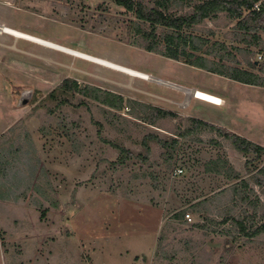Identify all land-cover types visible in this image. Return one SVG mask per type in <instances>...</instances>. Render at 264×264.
Instances as JSON below:
<instances>
[{"label":"rangeland","instance_id":"rangeland-1","mask_svg":"<svg viewBox=\"0 0 264 264\" xmlns=\"http://www.w3.org/2000/svg\"><path fill=\"white\" fill-rule=\"evenodd\" d=\"M179 1L175 15L201 0ZM135 20L115 0H0V26L151 76L0 29V146L16 157L0 158V264H264V232L245 235L230 219L264 222V190L253 178L264 182V151L242 153L223 134L264 148V20L244 31L214 11L180 30L197 49L187 46L179 59L164 55V41L145 50ZM244 69L257 84L227 75ZM65 78L78 89L50 99ZM193 88L222 104L185 91ZM108 92L120 106L103 101ZM19 146L28 155L16 156ZM13 171L26 180L4 193L14 180L1 172ZM240 179L244 194L234 198Z\"/></svg>","mask_w":264,"mask_h":264},{"label":"trees","instance_id":"trees-1","mask_svg":"<svg viewBox=\"0 0 264 264\" xmlns=\"http://www.w3.org/2000/svg\"><path fill=\"white\" fill-rule=\"evenodd\" d=\"M173 0H149L148 2L142 0H115V2L125 8L126 11L132 12L134 17L136 18L134 22V26L137 27V32L141 34L143 38L142 47L147 51H157L158 46L161 41L165 42V50L164 55L169 56L174 59H179L180 56L186 54V47L189 46L192 49H197L195 45L194 36L184 35L181 38L180 30L184 26H190L198 23L205 17H208L214 11H226L230 17L236 19L237 22L235 26L244 30H257L262 28L261 21L264 20V4L257 10L253 8L255 1L258 0H201L199 3H196L193 6V12L184 15H175L169 11L171 9V4ZM176 2H180L179 0H175ZM141 23V24H140ZM148 24L149 29H145L143 24ZM161 27L163 29L161 37H158L155 33L156 29ZM163 32H165L163 34ZM167 32V33H166ZM173 36L175 39H173ZM162 38V39H161ZM246 63L248 67L251 69H255L258 67V62L251 59L249 55H251V51H246ZM186 61L192 65L203 67L197 60L186 59ZM239 74L237 70H233L230 74H227L229 77L233 79H237L239 81L249 83V84H257L255 81V74L250 71L242 70ZM220 73V72H219ZM78 89L76 81L65 78L55 89L48 93V97L52 100H56L62 95L68 94L71 90ZM118 95L115 93H107L106 97H104L103 101L111 106H120V100H117ZM159 116L172 115L171 112L165 111L160 108H153ZM195 122V120H193ZM196 122L200 123L201 121L196 120ZM224 135H227L231 138L234 147L240 150L242 153L249 152H258L264 151V148L253 143L252 141L232 132H224ZM174 143H176L175 139H172ZM12 150V149H11ZM15 155L21 153L22 155H28L27 151H24L22 146H19V149H16ZM25 152V153H24ZM6 155H11L12 158L16 159L13 156L8 148H2L0 146V158ZM17 156V155H16ZM18 159H21V156H18ZM27 160L22 163L25 165H29ZM4 163V162H3ZM5 168V167H3ZM231 169V168H230ZM30 174V172H27ZM235 178H239L238 174L235 173ZM10 176L12 180H14L12 184H4V188L2 191L4 193L13 194L17 192L18 188V180L21 178L22 180H26V176L24 174H20L19 171H13L12 174L1 172V177ZM255 183L264 190V182H260L257 179V176L254 175ZM245 183V180L240 179L236 183H234L230 189L232 190L233 196L235 195L241 196V193L244 194L241 188V185ZM26 190V189H25ZM24 190V191H25ZM228 189L221 188L220 190L213 193L210 197H204L200 201H197L193 206L199 205L201 203L209 201V199H215L219 195L223 194ZM264 192V191H262ZM235 193V194H234ZM242 194V195H243ZM242 197V196H241ZM2 198V195L0 196ZM236 200V199H235ZM234 200V201H235ZM256 204L252 207L255 212ZM185 211H181V215H183ZM226 216H230V213L226 211ZM231 221L236 224L238 228V232L244 233L248 236H256L260 232H264V222L257 224H253L250 226L245 225L243 219L240 216L230 217ZM223 222L227 220V217L222 219Z\"/></svg>","mask_w":264,"mask_h":264},{"label":"bare ground","instance_id":"bare-ground-1","mask_svg":"<svg viewBox=\"0 0 264 264\" xmlns=\"http://www.w3.org/2000/svg\"><path fill=\"white\" fill-rule=\"evenodd\" d=\"M0 29L3 32H6V33L11 34V35H14L16 37H24V38L29 39V40H33V41H36V42H39V43H42V44H46V45L51 46L53 48H56V49H59V50L65 51V52H69V53H72L74 55H77V56H80V57H84L86 59H90V60L98 62V63L105 64V66L108 65V66L113 67V68H115L117 70H121L123 72H126L129 75L140 77L141 79L142 78L143 79H151V76L149 74L144 73V72L132 70V69L117 65L115 63L108 62V61H106L104 59H100L99 57L96 58V57H93V56H90V55H86V54H84L82 52L78 53V52L71 51L69 49H66L67 47L65 48V47H62L59 44H55V43H51V42H47V41L41 40V39H39V38H37L35 36H31L29 34H26V33L22 32V31H19L17 29L11 28V27H9L7 25L0 26ZM185 91L187 92V94L191 93V94H193L195 97H197L199 99H203L205 101H210V102H217V98H215V97L211 96L210 94L205 93V92H203L201 90L186 89Z\"/></svg>","mask_w":264,"mask_h":264},{"label":"crops","instance_id":"crops-1","mask_svg":"<svg viewBox=\"0 0 264 264\" xmlns=\"http://www.w3.org/2000/svg\"><path fill=\"white\" fill-rule=\"evenodd\" d=\"M193 89L201 90V91H203V92H205V93H208V94H210L211 96H213V97L218 98L219 100H221V101H218V102H210V101H206L207 103H209V104H211V105H214V106H220V105L222 104V98H221L220 96H218L217 94H214V93H212L211 91L206 90V89H201V88H193ZM196 98H197V97H196ZM198 100H199V99H198ZM201 100H203V99H201ZM203 101H205V100H203Z\"/></svg>","mask_w":264,"mask_h":264},{"label":"built area","instance_id":"built-area-1","mask_svg":"<svg viewBox=\"0 0 264 264\" xmlns=\"http://www.w3.org/2000/svg\"><path fill=\"white\" fill-rule=\"evenodd\" d=\"M253 8H256L258 10L259 4L258 3H254ZM258 58L260 59L261 56H258ZM186 216L189 218V215L188 214H186Z\"/></svg>","mask_w":264,"mask_h":264}]
</instances>
